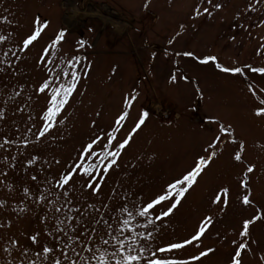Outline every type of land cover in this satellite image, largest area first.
<instances>
[{
    "label": "rangeland",
    "instance_id": "obj_1",
    "mask_svg": "<svg viewBox=\"0 0 264 264\" xmlns=\"http://www.w3.org/2000/svg\"><path fill=\"white\" fill-rule=\"evenodd\" d=\"M69 1L73 7L63 5L65 0H0V35L6 37L0 42V68L4 69L0 71V110L4 112L0 144L12 140L0 148V173H7L0 174V202L5 205L0 207V264H20L22 259L25 264L32 259L41 264L45 255L41 246L56 245L57 239L63 243L64 237H57L54 231L51 205L35 202L45 188V177L58 176L76 156L81 143L97 132L103 135L101 130L109 128L124 96L133 90L139 92V97L132 115L147 111L146 125L110 170L99 195L81 188L82 181L78 179L69 192L71 206L84 213L85 223L101 215L110 221L113 216L123 219V214L111 209L124 202L147 200L204 155L203 149L216 134L217 126L210 124V119L230 123L235 137L245 142L243 163L233 158L238 145L221 143L223 154L198 178L174 214L156 221L158 231L153 241L154 245H163L187 237L203 216L213 215L214 223L204 238V246L217 251L193 264H228L234 251L231 241L237 238L241 220L264 214V117L254 115L255 107L264 99V76L251 72H246L245 77L223 74L211 62L201 65L196 59L175 53L192 51L199 58L216 55L220 63L229 67L264 66V0L259 4L255 0H213L223 8L211 17L195 20L192 11L199 0ZM145 3L148 8H144ZM75 12L83 18L71 19ZM36 15L47 20L49 27L35 47L21 53L18 42ZM103 16L110 20L103 23ZM181 23L186 30L173 40ZM59 31L65 32L63 55L59 59L49 57L54 68L39 66L41 47ZM78 41H83L84 46ZM5 52L9 55L4 56ZM12 53L22 58L16 60ZM73 53L76 69L89 74L80 81L78 93L66 108L65 123L37 142L34 134L44 98L37 96L35 89L49 75L46 68L52 69L54 76L69 67L66 58ZM172 75L177 76L175 83H170ZM185 76L188 80L183 79ZM127 130L128 127L124 129ZM33 156L38 159L29 164ZM56 160L61 163L57 165ZM248 164L254 165L250 174H246ZM32 175L37 176V181L31 180ZM244 180L252 192V205L247 207L241 203L246 194L240 186ZM221 186L231 190L224 211L222 204L210 203ZM25 187L30 189L27 196ZM62 192L63 189H53L57 195ZM49 199L60 207L65 198L60 195L57 201L55 195H50ZM90 204L100 210L99 214L88 207ZM102 204L110 205V209ZM67 211L64 208L58 214L61 220ZM80 213L68 214L80 219ZM72 223L68 220L61 227L71 232L68 226ZM37 232L39 244L32 245L28 236ZM12 239L19 243L11 244ZM250 239L253 242L250 251L244 253L243 264H264V220L251 226ZM24 248L29 250L27 257L21 255ZM198 251L189 247L179 255L187 258ZM37 252H41L40 258ZM47 255L44 264H51L54 254Z\"/></svg>",
    "mask_w": 264,
    "mask_h": 264
},
{
    "label": "snow or ice",
    "instance_id": "obj_2",
    "mask_svg": "<svg viewBox=\"0 0 264 264\" xmlns=\"http://www.w3.org/2000/svg\"><path fill=\"white\" fill-rule=\"evenodd\" d=\"M255 2L259 4L261 0H255ZM205 4L207 6H204ZM143 6L148 8L149 4L145 3ZM222 8L223 4L214 3L213 0H199V3L193 7L192 19L195 20L202 16L211 17L214 11H219ZM48 27L49 22L47 20H42L39 15L34 16L29 31L18 42L19 51L21 53L29 52L44 38ZM179 29L173 40L180 37L186 30L185 24L181 23ZM5 39V36L0 35V42L5 41ZM232 39L235 40V37L233 36ZM173 40H170L169 43H172ZM63 42H65L64 31H59L54 36L49 37V40L45 41V44L41 47L37 64L41 67L46 65L56 67L54 61L50 60L49 57L61 58L63 55ZM78 44L81 47L84 46L83 41H78ZM3 55L8 56L9 53L5 52ZM12 55L15 56L16 60L22 58L16 56L15 53H12ZM175 55L196 59L201 65H207L211 62L223 74L245 77L246 72H251L264 76V66L256 67L245 64L229 67L220 63L216 55H206L199 58L192 51L176 52ZM74 56L75 53L67 57L66 62L69 67L57 72L54 76L52 75V69L46 68L49 75L35 89V94L44 98L39 125L36 126L35 121H33L34 126H36L34 136L37 142L46 138L58 124L65 123L66 108L75 94L78 93L80 81L89 74L88 72L81 73L76 69L73 62ZM9 64L11 65V62ZM86 67L90 69L91 66L87 65ZM3 70V68H0V71ZM183 79L188 80V77L185 76ZM176 81L177 76L172 75L170 83ZM248 87L251 91V83ZM197 90L199 91V89ZM16 95H19V93ZM138 97L139 92L135 90L124 96L121 109L113 118L109 128L101 130L103 135L97 132L94 136H90L87 141L81 143L76 156L71 159L70 164H65V168L58 176L51 179L45 177V188L39 191L35 202L37 204L43 203L45 207L51 205L53 209L52 219L56 222L54 231L57 237L62 235L64 241L61 244L57 239L56 245L41 246L42 253L45 254L41 264L48 260L47 254H54L51 264H193V262H200L217 251L215 247L204 246V238L214 223L213 215L203 216L194 231L187 237L175 241L169 240L163 245H154L153 241L158 231L156 221H161L174 214V211L185 198V194L198 183V178L202 176L213 160L223 154V149H219L221 143L229 142L238 145L239 150L235 152L233 158L236 162L243 163L242 154L245 151V142L235 137V128L230 123L226 124L220 120L210 119L209 123L217 126L216 134L203 149L204 155H199L189 169L166 182L165 185H161L147 200L141 198L139 201L124 202L115 209H111L123 214V219H120L119 216H113L110 221L101 215L100 219L93 217L92 221L85 223L84 213H80L79 208L71 206V201L68 199L69 192L74 189L78 179L82 181L81 188L91 190L93 195H99L110 170L117 165L123 151L130 146L134 137L146 125L149 119L147 111H139L135 117L132 115L134 102ZM95 115L99 117L100 112ZM254 115L264 117V99H261L259 106L255 107ZM3 118L4 112L0 110V119ZM129 121H131L130 126H128ZM92 126H96L95 121H92ZM126 127H128V130L125 132ZM28 131L31 132L32 129L29 128ZM121 133L123 134L121 135ZM11 143V139H6L3 144H0V148ZM27 143L28 141L25 140V145ZM36 159L38 157L33 156L28 161L29 164H32ZM55 163L59 165L61 161L56 160ZM253 171L254 165L248 164L246 174ZM0 174L7 175V173ZM37 179L36 175L31 176L32 181H37ZM240 186L246 190V194L241 198L242 205L251 206L252 192L248 188L247 180L240 182ZM55 188L63 189V192L57 195L53 193ZM29 191L30 189L25 187L26 196ZM230 191L229 187L221 186L211 199V205L222 204L221 211H224L229 204ZM50 195H55L57 201L60 195L65 198L60 207H57L52 199H49ZM4 206V203L0 202V207ZM88 207L95 209V205L90 204ZM102 207L110 209L108 204H102ZM64 208H67L68 211L64 213V219L61 220L58 214ZM95 210L99 214L100 210ZM68 213H80V219H75ZM44 219L46 220L47 216ZM68 220L73 221L68 226L71 228V232L61 227ZM260 220H264V214H256L251 218L241 220L240 230L236 234L237 238L231 241L234 251L228 264H243L244 253L250 251L253 242L250 239L251 226ZM0 227H3V225H0ZM139 229H143V231ZM47 234L51 235V233ZM39 235L40 233L37 232L28 236L32 245L39 244ZM10 243L17 245L19 242L12 239ZM189 247L199 249V251L187 258L181 257L179 253ZM4 251L7 252L8 249H4ZM28 251L27 248H24L21 255L27 257ZM36 256L40 258L41 252H37ZM20 264H25V261L22 259ZM28 264H37V260L32 259Z\"/></svg>",
    "mask_w": 264,
    "mask_h": 264
},
{
    "label": "bare ground",
    "instance_id": "obj_3",
    "mask_svg": "<svg viewBox=\"0 0 264 264\" xmlns=\"http://www.w3.org/2000/svg\"><path fill=\"white\" fill-rule=\"evenodd\" d=\"M63 5H65V6L68 5V6L73 7V5L70 4V1H69V0H65V2L63 3ZM74 7H75V6H74ZM102 9L105 10V11H108V10H106L105 8H102ZM102 13H104V12L102 11ZM109 13H110V12H109ZM110 14H111V13H110ZM76 15H77L76 12H75V13H72V14L70 15V16H71L70 18L73 19V17H75V18H76L75 20H78L79 17L76 16ZM82 15H83V13L80 14L79 16H82ZM103 17H104V18H103ZM103 17H102V22H103V23H106V21H109V20H110L108 17H105V16H103ZM81 18H83V17H80L79 19H81ZM100 18H101V17H100ZM69 24H70V25L73 24V21H70ZM119 31H121V30H119ZM159 108H160V107H157L156 109L159 110Z\"/></svg>",
    "mask_w": 264,
    "mask_h": 264
}]
</instances>
